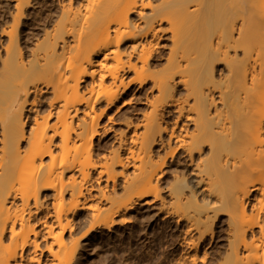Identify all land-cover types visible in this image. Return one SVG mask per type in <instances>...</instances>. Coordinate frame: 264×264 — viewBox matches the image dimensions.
I'll use <instances>...</instances> for the list:
<instances>
[{"label":"bare ground","instance_id":"1","mask_svg":"<svg viewBox=\"0 0 264 264\" xmlns=\"http://www.w3.org/2000/svg\"><path fill=\"white\" fill-rule=\"evenodd\" d=\"M59 1L0 26V264H70L80 214L126 222L164 165L191 247L264 264V0Z\"/></svg>","mask_w":264,"mask_h":264},{"label":"rangeland","instance_id":"2","mask_svg":"<svg viewBox=\"0 0 264 264\" xmlns=\"http://www.w3.org/2000/svg\"><path fill=\"white\" fill-rule=\"evenodd\" d=\"M59 2V0H46L44 4L42 3L43 5L39 2L40 5L38 4L37 8L35 5L25 12L27 18L24 19L25 22H37L36 19L41 16L36 10L44 7L45 4L50 5V9L58 7ZM13 4L14 0H0V26L8 25L10 22L6 14L13 10ZM33 18H36L35 21ZM167 39L163 38L162 43L166 45ZM5 41L6 37L1 34L0 53L3 51L2 43ZM135 88L137 89V86ZM135 103L133 102V105H136ZM170 115L165 119L169 120L168 123H171L175 114ZM120 128L124 127L120 126ZM158 151L159 155H162V149ZM166 181L172 183V178L164 165L163 175L158 182L159 197L151 205L137 204L127 214L126 222H117L109 228H103L96 225L94 221L85 219L84 214L81 213L77 218V231L74 234V237L80 238V246L76 259L70 264H216V262H222L221 258L216 259L217 249L221 245H213V242L208 244L209 239H207L204 246L191 247L188 240L195 238L196 235L186 233L185 220L176 221L174 216H165L160 210V202L168 198L169 187ZM216 224L218 223L215 221V233L222 229L219 224V227ZM218 234L222 239V230ZM192 254H196V259L193 260ZM48 260L45 254L43 261Z\"/></svg>","mask_w":264,"mask_h":264}]
</instances>
